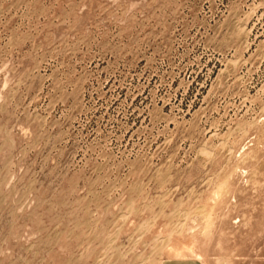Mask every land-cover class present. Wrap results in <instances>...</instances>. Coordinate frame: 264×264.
<instances>
[{"label": "rangeland", "instance_id": "obj_1", "mask_svg": "<svg viewBox=\"0 0 264 264\" xmlns=\"http://www.w3.org/2000/svg\"><path fill=\"white\" fill-rule=\"evenodd\" d=\"M264 264V0H0V264Z\"/></svg>", "mask_w": 264, "mask_h": 264}, {"label": "crops", "instance_id": "obj_2", "mask_svg": "<svg viewBox=\"0 0 264 264\" xmlns=\"http://www.w3.org/2000/svg\"><path fill=\"white\" fill-rule=\"evenodd\" d=\"M169 254L163 259L161 264H204L199 258L181 254L178 249L171 248Z\"/></svg>", "mask_w": 264, "mask_h": 264}]
</instances>
